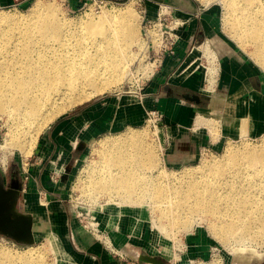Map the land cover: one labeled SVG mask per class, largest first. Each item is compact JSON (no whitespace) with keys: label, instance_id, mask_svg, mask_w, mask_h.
Here are the masks:
<instances>
[{"label":"rangeland","instance_id":"obj_1","mask_svg":"<svg viewBox=\"0 0 264 264\" xmlns=\"http://www.w3.org/2000/svg\"><path fill=\"white\" fill-rule=\"evenodd\" d=\"M197 1L205 7L215 9L216 15L210 19L214 26L216 24V33L207 36L203 42L191 45L186 53V65L194 58H197L196 64L198 66L195 64L192 68L196 66L199 71L204 73V70H207L209 66L212 65L213 67L212 60L215 55L211 50L208 39L217 37L213 43L218 41V43H222L230 48L234 47L254 62L264 73V64L256 60L254 55H252V45L248 42L243 44V46L239 45V40L234 36V29L225 28V24L223 23L224 14L226 13L224 1ZM257 1L264 6V0ZM139 3H141L139 0H111V4L95 11L92 4L87 6L82 4L83 6L77 10H71L67 6V0H18L15 4L0 8V14L17 19L22 15L32 17L39 5L52 4L57 8L59 17L72 24L91 18L98 19L104 11L116 14L124 11L129 12L130 9V12L134 15L132 23L136 26L139 36L138 45H136V42L135 46L132 47L133 52H136L134 53V58L125 64V67H121L122 63L120 61H111L110 63L108 61L106 72L104 71L103 75H100L96 80L98 84L105 81L112 82L108 86L105 85V88H100V91L98 90L97 93H93L94 95L77 101L74 105L56 116L54 120L46 124L41 129L42 131L40 130L37 134L35 143L29 147L30 150L25 151L17 145L19 141H25L26 131L13 127L15 125L12 119L6 113L0 111V177L2 178V182L7 186L10 181V174L12 172L16 173L19 188L15 205L18 209L32 216V229L39 233L31 244L18 242L12 237L0 233V264H5L6 262V259L2 256L3 251H10L11 253H13L12 251H20L22 253L26 252L30 247L37 249V251L44 255L46 264H57L59 260L58 253L61 252L58 235L62 233V229L56 226V218L49 216V213L47 215L43 213L42 215L41 210L34 211L36 207H41L44 203L47 206L54 202L60 203L62 208L67 212L69 226L73 225L91 234L121 264H132L133 262H137V260L145 262L141 259L143 256L159 259L162 261V264H175L176 257L178 256L177 249L184 251L181 253L184 256L183 259H206L208 258L209 249L215 245L221 249L222 262L224 264H264V242L262 243L259 240L256 241L257 243L254 241L252 243L246 242L251 247L249 249L237 248L247 245L235 241H230L227 244L224 243L213 229V227L220 225L221 221L219 223V219L213 220V218L211 220L210 216L203 215L201 212H194L193 214V212L189 213L186 210H181L179 212L180 217L177 219L179 221L176 224V222H171V219L165 218L160 208L152 200L145 199L143 200L144 202L141 201L145 204L138 203L136 200L133 202L128 200L129 203L121 195L118 196L119 193L117 191L115 193V190L113 192L110 191V196L107 194L109 192H95L96 186L93 185L92 189L91 183H88L92 177L94 178L100 173V175H104L107 172L105 170L107 167L103 164L105 162H102L99 158L102 152L100 149L102 143L105 140H113L120 137L127 129L139 131L144 134L147 142L151 141L149 142V146L151 145V150L155 152L153 154L156 158L153 160V163L157 164V167L152 163L154 168L150 166L153 170L151 167H148L150 170L147 168L141 172L145 171L144 175L152 174L156 178V181H161L159 184L167 187L177 186L184 180L190 182L198 178L200 174H205L203 172L208 169L209 164H212L214 161H221L229 149L239 151L245 147L260 148L264 144V124L261 130L254 133L249 126L250 128L246 136H241L240 132L237 133V131L233 135L221 136L219 132V118L220 114L225 112V110L227 111V109L222 112V108L218 107L215 111L210 109V111H201V116L206 121L199 124L196 131L208 132L210 126L209 133L215 138L220 136V140H213L209 144H201L195 147L191 159L183 161L175 160L171 156V154L179 153L182 149V145L180 144L175 146V151L171 153L169 146L173 141L166 139L167 133L170 132L166 126L172 119L170 118L171 114L174 116L173 110L175 109V104L173 105L171 100L153 94L150 87L149 79L155 69L158 68L157 62H153V58L157 50L156 44L159 32L156 30L157 28L153 30L148 27L149 23L145 22L146 18L140 12L141 7ZM75 34L85 35L84 37L93 36V34L86 30L85 32L75 30ZM80 39H83V37ZM151 41H153V45ZM203 44L208 45L209 52L207 51V55H204V53L202 55V52L198 49ZM116 78H119L117 79L118 81H113ZM220 99L221 102L224 99L229 102L232 98L220 97ZM93 106H95V115L99 128L104 126L105 120L110 121L112 114L114 117V127L108 131L100 130L94 139ZM231 115L234 116L232 111ZM60 121H65L66 126L63 128V131L68 135L89 132L88 136L92 137L89 139L91 141L87 142L81 152L70 160H61L57 156L61 153L57 152H53L56 156L50 154L43 159L42 155L38 154L36 150L37 142L50 126ZM146 158L148 159V157L144 159ZM39 168L47 172L46 174L51 181L52 187H54V190H52L55 191L54 193L49 194L45 188L31 190L33 189L34 173L36 174ZM155 168H158L159 172ZM96 172L99 173L97 174ZM206 173H209V171ZM188 174H191L190 178ZM62 178H64L63 185L61 184ZM57 185L60 186L59 189L56 188ZM27 194L30 196L29 201L26 198ZM119 197L120 199L118 200ZM131 203H137L138 206ZM164 205L166 207H163L170 208L166 204ZM29 208H32V210H29ZM173 213L175 215L177 212L174 211ZM211 221L213 222L211 223ZM46 230L49 232H46ZM114 230L115 232L119 231L121 234L120 242L118 243L111 238L110 232ZM148 263L155 264L150 261Z\"/></svg>","mask_w":264,"mask_h":264},{"label":"bare ground","instance_id":"obj_2","mask_svg":"<svg viewBox=\"0 0 264 264\" xmlns=\"http://www.w3.org/2000/svg\"><path fill=\"white\" fill-rule=\"evenodd\" d=\"M223 1L225 28L234 29L239 45L250 43L252 55L264 64V6L257 0ZM133 19L130 9L116 14L104 11L98 19L72 24L60 18L52 4L39 5L32 17L22 15L12 19L0 14V111L12 119L13 127L26 131L25 141L17 143L19 148L28 150L39 131L56 116L108 86L112 81L101 84L96 81L106 72L108 61H120L121 67H125L134 58L136 52L132 47L139 36ZM75 30H86L93 36L84 37L75 34ZM198 49L205 55L208 45H200ZM213 71L212 65L207 68L209 87L214 81ZM193 98L199 100L197 95ZM247 129L244 124L241 136L247 135ZM149 142L143 133L132 129L125 130L116 139L105 140L98 148L102 150L99 158L105 162L107 169H103L107 172L87 181L92 189L94 185L95 192H109L108 195L115 190L118 196L132 202L152 200L162 215L176 224L181 210L193 214L201 212L211 220L219 219L220 225L213 229L226 244L230 241L264 242V144L260 148L229 149L221 161L209 164L205 174L167 187L159 184L161 181H156L152 174L141 172L153 167L156 158ZM164 204L170 208H165ZM32 231L36 239L39 233ZM243 246L237 248H251ZM3 252L5 264H46L44 255L33 247L22 253Z\"/></svg>","mask_w":264,"mask_h":264},{"label":"crops","instance_id":"obj_3","mask_svg":"<svg viewBox=\"0 0 264 264\" xmlns=\"http://www.w3.org/2000/svg\"><path fill=\"white\" fill-rule=\"evenodd\" d=\"M85 1L87 0H67V6L71 10H77ZM17 2L18 0H0V8ZM160 5L167 6L177 18H187V22L180 28L181 37L175 45L174 53L163 56L160 65L149 79L153 94L171 100L173 105L175 104L174 116L171 114L170 118L172 119L168 122L169 126H166L170 130L166 139L173 141L169 146L171 153L175 151L174 147L180 144L182 149L179 151L180 154L174 153L171 156L175 160L191 159L195 147L209 144L213 140H220V136L215 138L209 133L210 126L208 132L196 131L198 125L206 121L201 116L203 110L215 111L216 108L221 107L223 112L227 109L220 114L219 118V132L223 137L233 135L236 131L241 135L244 124L248 129L251 127L253 133L261 130L264 124V73L254 62L234 47L230 48L218 41L213 43L217 37H212L208 41L215 55L213 59V87H209L206 69L203 73L196 66L192 68L197 63L196 61L194 63L190 61L186 65V53L191 45L203 42L207 36L216 33V24L214 26L210 19L216 15L215 9L205 7L197 0L143 1V9L149 17L156 15ZM186 94L190 95V98H184L183 96ZM194 95H197L199 100L193 98ZM220 97L232 99L229 102L225 99L221 102ZM231 111L234 116L231 115ZM95 114V106H93V139L100 130L108 131L114 127L113 114L110 121L105 120L104 126L101 128H99ZM65 126V121L57 122L39 138L36 150L43 159L50 154L55 155L53 152H57L61 153L57 155L61 160H70L81 152L87 142L91 141L89 139L92 137L88 136L89 132L68 135L63 131ZM46 173L42 168H39L36 174L34 173L33 189L31 190L45 188L49 194L55 192L52 191L54 187ZM62 181L63 185L64 178ZM56 188L59 189L60 186L57 185ZM29 197L27 194V201H29ZM38 210H41L42 215L49 213V216L55 217L56 226L63 228L62 233L58 235L61 252L58 253L57 264H121L91 234L73 225L69 226V216L60 203L54 202L47 206L44 203L41 207H36L34 211ZM110 233L116 243L120 242L119 231L115 232L114 230Z\"/></svg>","mask_w":264,"mask_h":264},{"label":"built area","instance_id":"obj_4","mask_svg":"<svg viewBox=\"0 0 264 264\" xmlns=\"http://www.w3.org/2000/svg\"><path fill=\"white\" fill-rule=\"evenodd\" d=\"M140 12L143 14L144 18H146L145 22H148V27L152 28L159 32L157 37V50L154 53L153 62H157L159 66L162 58L165 54H173L175 50V45L179 41L180 28L187 22V18H177L173 15V12L165 5H160L158 12L154 17H149L146 15V11L142 8L143 0H139ZM93 5V9L98 11L99 9L111 4V0H87L83 3L84 6ZM82 5V6H83ZM168 20V21H167ZM153 45V41H151ZM193 63L197 58L191 60ZM201 65V64H199ZM198 66V64L196 65ZM178 256L176 257L175 264H224L222 262V252L219 247L212 246L209 249L208 258H184L181 255L184 251L181 249H177ZM178 260V261H177ZM132 264H151L148 262H133Z\"/></svg>","mask_w":264,"mask_h":264},{"label":"water","instance_id":"obj_5","mask_svg":"<svg viewBox=\"0 0 264 264\" xmlns=\"http://www.w3.org/2000/svg\"><path fill=\"white\" fill-rule=\"evenodd\" d=\"M184 98H190L186 94ZM19 181L15 172L10 174V181L7 186L0 177V233L8 235L18 242L31 244L34 242L32 216L18 209L15 205ZM145 262L162 264V261L150 256L141 258Z\"/></svg>","mask_w":264,"mask_h":264}]
</instances>
